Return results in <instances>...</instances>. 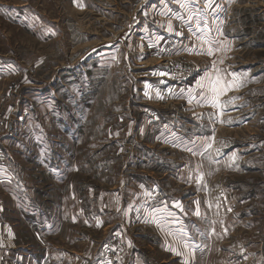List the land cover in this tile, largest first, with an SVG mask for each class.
Wrapping results in <instances>:
<instances>
[{
  "label": "rangeland",
  "instance_id": "1",
  "mask_svg": "<svg viewBox=\"0 0 264 264\" xmlns=\"http://www.w3.org/2000/svg\"><path fill=\"white\" fill-rule=\"evenodd\" d=\"M46 259L264 264V0H0V264Z\"/></svg>",
  "mask_w": 264,
  "mask_h": 264
},
{
  "label": "crops",
  "instance_id": "2",
  "mask_svg": "<svg viewBox=\"0 0 264 264\" xmlns=\"http://www.w3.org/2000/svg\"><path fill=\"white\" fill-rule=\"evenodd\" d=\"M220 78V77H219ZM218 78V79H219ZM224 85V84H223ZM217 88L220 90V88H222V87H220L219 86V84L217 85ZM223 89V88H222ZM225 89H223V91H224ZM221 91V90H220ZM9 236L11 237V235L9 234ZM168 240V239H167ZM197 241V239L195 238V237H190V238H174V239H172V241H169L168 240V242H169V244L171 245V244H177L178 245V250H179V252H178V255L180 256V260H182L183 261V263H185V262H189L192 258H193V256H195V254H196V251H195V249L192 247V243L193 242H196ZM171 242V243H170ZM165 243V242H164ZM17 247V244L14 242V245H11V240L9 241V244L8 245H6L5 243H4V251H6V249H8V250H11V251H14V249ZM27 248H29V246H28V243H27V241L26 242H23L22 243V250H24L25 252H26V249ZM83 252V256L85 257L86 256V252H85V249L82 251ZM81 255V254H80ZM77 260L79 259V257L78 258H76ZM46 261H48L47 259L46 260H39V262H41V264H45L46 263ZM81 261V260H80ZM139 263V261L137 262L136 261V264H138ZM73 264H74V262H73Z\"/></svg>",
  "mask_w": 264,
  "mask_h": 264
},
{
  "label": "built area",
  "instance_id": "3",
  "mask_svg": "<svg viewBox=\"0 0 264 264\" xmlns=\"http://www.w3.org/2000/svg\"><path fill=\"white\" fill-rule=\"evenodd\" d=\"M170 90V89H169ZM169 92V91H168Z\"/></svg>",
  "mask_w": 264,
  "mask_h": 264
}]
</instances>
